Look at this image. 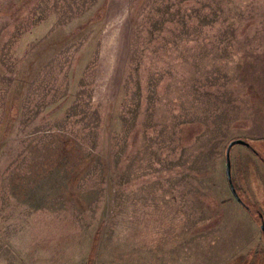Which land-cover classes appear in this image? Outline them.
I'll list each match as a JSON object with an SVG mask.
<instances>
[{"label":"rangeland","instance_id":"374dc122","mask_svg":"<svg viewBox=\"0 0 264 264\" xmlns=\"http://www.w3.org/2000/svg\"><path fill=\"white\" fill-rule=\"evenodd\" d=\"M261 221L264 0H0V264H264Z\"/></svg>","mask_w":264,"mask_h":264},{"label":"water","instance_id":"95a60500","mask_svg":"<svg viewBox=\"0 0 264 264\" xmlns=\"http://www.w3.org/2000/svg\"><path fill=\"white\" fill-rule=\"evenodd\" d=\"M235 143H241V144H244L246 145L247 147H250V144L244 140V139H241V138H236V139H232L229 141V143L227 144L226 146V149H225V172H226V177H227V180H228V183H229V187L231 189V192L233 194V196L235 197V199L240 202L241 204H244L243 201L241 200L240 196L238 195L235 187H234V184L232 182V179H231V165H230V156H229V153H230V148L233 144ZM260 229L262 230V232L264 233V222L261 221L260 223Z\"/></svg>","mask_w":264,"mask_h":264},{"label":"trees","instance_id":"16d2710c","mask_svg":"<svg viewBox=\"0 0 264 264\" xmlns=\"http://www.w3.org/2000/svg\"><path fill=\"white\" fill-rule=\"evenodd\" d=\"M95 1H96V0H92V5L94 4ZM99 18H100V17H98V18H93V17H92V23H93L94 21L99 20ZM159 31H163V30L161 29V30H158V32H159ZM151 33H152V35H151V37H150L149 40H153V39H154V37H152L153 34H154V33H153V30L151 31ZM155 34H156V32H155ZM155 34H154V35H155ZM160 37H161V35H156L155 39H158V38H160ZM134 38H135V35H132V39H134ZM134 44H135V43L133 42V40H131V41H130V47H129V49H130V54H129V56H128L129 59H128V61H127L128 63L130 62L131 64H133V62H134L133 59L136 57V56H135V53H134V52L136 51V47L134 46ZM127 70H129V69H127Z\"/></svg>","mask_w":264,"mask_h":264}]
</instances>
